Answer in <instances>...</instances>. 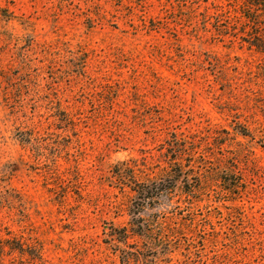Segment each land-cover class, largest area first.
Instances as JSON below:
<instances>
[{
    "label": "rangeland",
    "instance_id": "obj_1",
    "mask_svg": "<svg viewBox=\"0 0 264 264\" xmlns=\"http://www.w3.org/2000/svg\"><path fill=\"white\" fill-rule=\"evenodd\" d=\"M0 264H264V0H0Z\"/></svg>",
    "mask_w": 264,
    "mask_h": 264
},
{
    "label": "trees",
    "instance_id": "obj_2",
    "mask_svg": "<svg viewBox=\"0 0 264 264\" xmlns=\"http://www.w3.org/2000/svg\"><path fill=\"white\" fill-rule=\"evenodd\" d=\"M119 178H122L126 183H130L132 191H134L133 199L129 206L130 212V229H114L115 233H111V237L118 242H126L129 231L132 234H138L144 236L143 232L144 224L142 223L141 212L145 207H149L152 203H156L161 200V197L169 195L171 190L175 188L178 182L184 177V173L181 168L175 167L170 172L156 180H150L147 182H139L135 179L132 171L129 169L126 171H120L117 173ZM121 179V180H122ZM127 252H122V257H126ZM128 262L132 260V257L127 258ZM139 259H134L138 262Z\"/></svg>",
    "mask_w": 264,
    "mask_h": 264
}]
</instances>
